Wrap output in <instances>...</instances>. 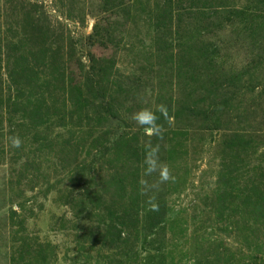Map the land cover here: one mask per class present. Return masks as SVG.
<instances>
[{
    "label": "rangeland",
    "instance_id": "rangeland-1",
    "mask_svg": "<svg viewBox=\"0 0 264 264\" xmlns=\"http://www.w3.org/2000/svg\"><path fill=\"white\" fill-rule=\"evenodd\" d=\"M0 264H264V0H0Z\"/></svg>",
    "mask_w": 264,
    "mask_h": 264
},
{
    "label": "clouds",
    "instance_id": "clouds-1",
    "mask_svg": "<svg viewBox=\"0 0 264 264\" xmlns=\"http://www.w3.org/2000/svg\"><path fill=\"white\" fill-rule=\"evenodd\" d=\"M156 111H158L161 114H166L167 106L164 104H160ZM134 119L142 127L150 129L153 134L159 135L161 133L162 129H161V126L157 123L159 118L156 115V112L149 110V109H144L136 113L134 116ZM10 143H11V146L15 148H19L21 146V140L19 137H16V136H13L10 138ZM149 163H150V167L148 170L152 171L153 167L151 166V161ZM164 179H167V177L165 176Z\"/></svg>",
    "mask_w": 264,
    "mask_h": 264
}]
</instances>
